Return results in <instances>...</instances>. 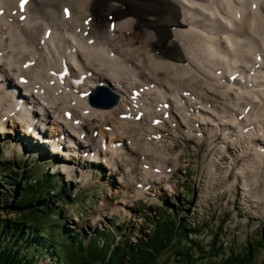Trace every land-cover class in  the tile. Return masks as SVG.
<instances>
[{
    "label": "bare ground",
    "instance_id": "obj_1",
    "mask_svg": "<svg viewBox=\"0 0 264 264\" xmlns=\"http://www.w3.org/2000/svg\"><path fill=\"white\" fill-rule=\"evenodd\" d=\"M100 84L115 106L89 103ZM7 122L58 154L130 163V178L142 156L169 175L183 165L171 139L206 138L217 155L209 174L228 154L227 175L235 168L250 191L264 182V0H0L3 134ZM172 125L171 137H152Z\"/></svg>",
    "mask_w": 264,
    "mask_h": 264
},
{
    "label": "rangeland",
    "instance_id": "obj_2",
    "mask_svg": "<svg viewBox=\"0 0 264 264\" xmlns=\"http://www.w3.org/2000/svg\"><path fill=\"white\" fill-rule=\"evenodd\" d=\"M114 8L115 6H111L110 13L107 12L104 16L107 18L108 14H113ZM121 8L125 9L126 6ZM9 125L11 133L0 135V198L3 202L14 200L11 197L16 192V181L20 179L21 183H27L23 178L26 171L32 172V182L39 181L43 174L48 173L54 177V183H58V187L65 186V196L70 197L65 199L66 203L61 202L59 205L68 215L67 223L79 231L84 230L90 234L108 233L111 234L113 243L120 244L123 241L129 246L139 247L145 235H154L155 226L152 224L159 215L167 217L162 214V210H167L180 222L186 221L192 227H202V234H192L189 239L199 240L208 248L215 235L220 234L219 243L224 247L225 259L229 256L234 241L245 243L246 238L260 228L264 229V198L257 197L264 194V182L254 185L250 191L245 190L242 180L234 182L237 178L236 169L229 175L226 173L232 160L228 154L218 164L214 176L209 174L207 164L217 155L216 148L211 149L212 141L206 138L200 145L183 137L171 139L175 144L170 155L179 154L183 164L172 174L168 172L167 176L159 175L156 167L144 163L146 160L143 161L142 156L134 163L133 177L130 178V163H120L114 170L103 163V169L98 170L87 163L80 152L67 160L75 163L71 172H67L60 166V158H45L36 151L31 153L26 149L19 151L17 147L24 141L21 126L19 123ZM157 126L159 125L155 127ZM175 128L172 125L168 132L165 133L162 129L157 133L160 137H171L168 133ZM157 133L154 132L156 136ZM196 136L202 135L198 133ZM235 150L237 149L232 151ZM244 161L241 158L237 166ZM85 172L90 173L89 177L84 178ZM145 179L148 181H144ZM138 190L143 191L140 193ZM51 192L52 195L57 194V190ZM190 197H194V201ZM172 205L178 206L179 210L171 209ZM254 260L255 263H262L264 252H257ZM39 263L56 264L49 258ZM156 264L180 263L172 249L164 251L157 258Z\"/></svg>",
    "mask_w": 264,
    "mask_h": 264
},
{
    "label": "trees",
    "instance_id": "obj_3",
    "mask_svg": "<svg viewBox=\"0 0 264 264\" xmlns=\"http://www.w3.org/2000/svg\"><path fill=\"white\" fill-rule=\"evenodd\" d=\"M31 173L26 171L23 177L26 184L15 179L14 200L3 202L0 198V264H40L46 258L56 264H156L164 251L172 249L180 264H264L254 260L257 252H264V229L245 243L234 241L225 259L220 234L208 248L189 239L192 234H202V227L180 222L167 210H162L167 217L159 215L154 224L149 222L155 226L154 235H145L139 247L123 241L113 243L108 233L79 231L67 223L68 215L59 205L70 197L65 196V186L58 187L48 173L32 182ZM51 190L57 194L52 195ZM171 209L179 210L176 205Z\"/></svg>",
    "mask_w": 264,
    "mask_h": 264
},
{
    "label": "water",
    "instance_id": "obj_4",
    "mask_svg": "<svg viewBox=\"0 0 264 264\" xmlns=\"http://www.w3.org/2000/svg\"><path fill=\"white\" fill-rule=\"evenodd\" d=\"M118 98L106 85H101L96 88L94 93L90 95V104L97 108L113 107Z\"/></svg>",
    "mask_w": 264,
    "mask_h": 264
}]
</instances>
